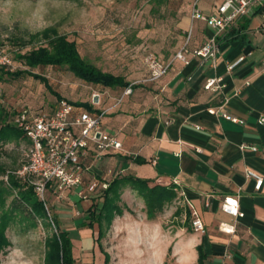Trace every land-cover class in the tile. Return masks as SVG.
Masks as SVG:
<instances>
[{
  "label": "crops",
  "instance_id": "crops-1",
  "mask_svg": "<svg viewBox=\"0 0 264 264\" xmlns=\"http://www.w3.org/2000/svg\"><path fill=\"white\" fill-rule=\"evenodd\" d=\"M260 9L218 35L220 52L215 63L195 57H190V65L175 61L165 77L147 88H137L131 96L124 92L118 98L102 96L94 106L106 112L104 130L115 135L124 150L107 154L101 162H95L89 150L86 180L107 179L112 172L149 180L151 186H176L191 214V222L180 225L173 235L163 231L162 224L157 227L156 220L125 211L107 233L117 229L119 247L124 239L138 245L145 242L154 250V264H164L168 257L174 264H198L199 245L207 256L205 264H264V183L258 191L256 180L245 174L251 169L264 178V18ZM200 22L192 33L191 51L217 33ZM242 56L245 61L229 72L228 65ZM212 78L224 79L222 89L205 88ZM136 82L140 81L132 83ZM221 106L243 124L209 112ZM242 146L248 148L242 150ZM155 158L157 165L152 164ZM71 192L66 199L80 217L77 229L92 237L97 225L93 229L85 225L92 201H83L76 191ZM132 193L136 194L126 190L122 199L134 196ZM237 195L244 218L237 219L221 208L226 197ZM170 212L166 210L165 218ZM194 212L203 221L205 234L192 228ZM222 224L235 227V232H222ZM161 236L167 247L168 242L173 244L171 255H165V250L157 255ZM184 251L188 254L185 259Z\"/></svg>",
  "mask_w": 264,
  "mask_h": 264
},
{
  "label": "rangeland",
  "instance_id": "rangeland-1",
  "mask_svg": "<svg viewBox=\"0 0 264 264\" xmlns=\"http://www.w3.org/2000/svg\"><path fill=\"white\" fill-rule=\"evenodd\" d=\"M197 1L168 0L156 7L152 0H0V55L12 59L13 66L8 69H27L15 60V53H27L45 43L36 41L25 48L21 47V43H28L31 35L55 27L61 35H67L71 41H75L81 55L102 71L124 77L131 83L142 82L150 76L147 64L150 54L168 63L186 43L190 31H196L201 22L192 21L191 15ZM218 6L219 0L198 1V8L206 16L216 15ZM33 71L45 76L52 88L63 99L71 102L90 103L95 93L106 98H118L121 92L112 90L111 93V89L87 84L66 69L40 67ZM0 94L4 105L12 112H50L58 102L43 83L30 77L0 82ZM3 148V163L8 170L17 169L27 157L24 143H9ZM72 194L71 191L65 193V197ZM132 194L134 196H124L122 203L136 217L140 215L148 219L144 201L138 194ZM69 204L68 199L57 200L51 192L48 194L50 214L60 223L62 230L70 232L76 264H105L102 251L109 253V264H154V250L149 249L145 242L138 245L137 241L128 243L124 239L119 247L115 228L100 242L97 241L98 227L92 237L84 236L86 233L78 230L75 224L80 217ZM186 207L187 204L178 193L169 209L172 214L170 212L167 218L163 214L154 223L157 227L162 224L163 231L174 235L180 225L191 222ZM143 224L148 225L149 221ZM7 234L12 245L0 254V264L45 263V242L49 231L41 222L35 228L14 223ZM139 234L143 238L144 231ZM139 234L135 232L133 237L137 238ZM163 240L161 236L158 242ZM168 244L167 247L165 241L156 247L158 256L164 250L165 255L169 254L173 244ZM187 255L184 251L183 259ZM174 263L168 257L164 264Z\"/></svg>",
  "mask_w": 264,
  "mask_h": 264
},
{
  "label": "built area",
  "instance_id": "built-area-1",
  "mask_svg": "<svg viewBox=\"0 0 264 264\" xmlns=\"http://www.w3.org/2000/svg\"><path fill=\"white\" fill-rule=\"evenodd\" d=\"M198 1L192 10V21H202L217 33L202 47L191 51V30L186 43L168 63L150 54L147 58L150 72L147 79L149 82H157L165 77L175 61L190 65V57H195L203 61L212 60L215 63L220 52L219 34L226 31L240 18L251 15L259 8H262L264 18V0H219L217 14L212 16H206L198 8ZM244 61V56L238 58L228 65V71H234ZM0 66L11 68L13 61L8 56L0 55ZM223 82L222 78L208 79L205 88L219 91L223 87ZM131 94L132 88L129 87L124 95ZM95 96L99 97L100 102L101 94L95 93L93 102ZM209 112L233 123L243 124L242 120L227 113L224 106L211 108ZM105 115V111L80 109L65 99L59 102L52 113H35L24 110L17 115L16 124L24 132L30 143V149L27 152L26 163L16 171V175L34 186L37 196L45 202L48 211L47 198L50 192L57 200H63L66 199L67 191H76L78 198L90 201L94 195L109 189L110 182L107 179L86 180L85 173L88 167L84 164L89 150H92L95 162H101L107 154L124 150L123 143L115 135L104 130ZM246 148L248 147L242 146V150ZM252 150L257 151V148L252 147ZM157 163L158 158L152 160L153 165ZM245 174L247 179L256 180L255 188L260 191L264 178L251 169H246ZM112 175L114 173L110 172L109 176ZM221 208L223 212L237 219L245 216L241 210L240 195L226 197ZM192 215L194 231L205 234L206 229L201 218L196 212ZM221 230L231 234L235 232V227L222 224Z\"/></svg>",
  "mask_w": 264,
  "mask_h": 264
},
{
  "label": "trees",
  "instance_id": "trees-1",
  "mask_svg": "<svg viewBox=\"0 0 264 264\" xmlns=\"http://www.w3.org/2000/svg\"><path fill=\"white\" fill-rule=\"evenodd\" d=\"M167 1L152 0L156 7ZM259 12H263L262 9ZM36 41H43L45 45L24 54L16 52L14 55L15 60L27 69L12 71L7 67L0 66V82L5 83L25 77L33 78L43 83L46 89L57 97V106L63 98L52 88L49 80L45 76L35 73L34 69L40 67L66 69L87 84L102 86L111 90H121V92H125L126 89L131 87L132 94L137 88H147L150 84L155 83L148 80L131 83L124 77L102 71L81 55L75 41H71L67 35H61L55 27L31 35L29 42L21 43V47L25 48ZM69 102L76 107L89 111L97 110L94 109L93 100L90 103ZM57 106L50 112L45 113H52ZM19 113L20 111L12 112L7 109L0 94V254L12 245L7 234L12 224L22 223L35 228L41 222L49 231V236L45 242L44 264H76L70 232L62 230L60 223L48 211L45 202L37 196L34 186L29 181L16 175V171L26 163L27 157L14 170H8L3 163V147L7 144L16 143L20 145L24 143L25 151L28 152L30 149V143L24 132L16 124V117ZM84 164L90 166L87 165L86 160ZM107 180L110 182L109 189L99 192L91 198L92 205L88 210L89 214L86 221L90 229L97 225L98 242L106 237L117 216H123L125 211L131 212L129 207L122 203V196L126 190L135 192L144 201L146 216L150 221L158 220L159 217L165 214L166 210L172 207L179 193L176 186H151L149 180L131 175L116 176L114 174ZM188 216L191 217L190 212H188ZM197 251V263L205 264L207 256L204 253L203 246L199 245ZM172 252L173 248H170L169 254L171 255ZM102 253L105 255V264H109L110 256L104 251Z\"/></svg>",
  "mask_w": 264,
  "mask_h": 264
},
{
  "label": "water",
  "instance_id": "water-1",
  "mask_svg": "<svg viewBox=\"0 0 264 264\" xmlns=\"http://www.w3.org/2000/svg\"><path fill=\"white\" fill-rule=\"evenodd\" d=\"M94 103H95V104H98V103H99V97H98V96H95V97H94Z\"/></svg>",
  "mask_w": 264,
  "mask_h": 264
}]
</instances>
